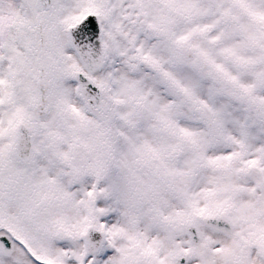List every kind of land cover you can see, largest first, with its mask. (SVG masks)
Wrapping results in <instances>:
<instances>
[{
    "label": "snow or ice",
    "instance_id": "6c2138e0",
    "mask_svg": "<svg viewBox=\"0 0 264 264\" xmlns=\"http://www.w3.org/2000/svg\"><path fill=\"white\" fill-rule=\"evenodd\" d=\"M0 264H264V0H0Z\"/></svg>",
    "mask_w": 264,
    "mask_h": 264
}]
</instances>
